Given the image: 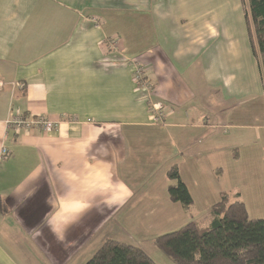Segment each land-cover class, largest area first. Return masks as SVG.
Wrapping results in <instances>:
<instances>
[{
    "label": "crops",
    "instance_id": "crops-1",
    "mask_svg": "<svg viewBox=\"0 0 264 264\" xmlns=\"http://www.w3.org/2000/svg\"><path fill=\"white\" fill-rule=\"evenodd\" d=\"M11 113L56 127L14 133ZM263 117L242 0H0V264H84L98 234L134 240L107 233L112 218L143 228L138 246L209 224L221 194L240 200L243 173L226 164ZM174 165L186 211L168 197Z\"/></svg>",
    "mask_w": 264,
    "mask_h": 264
},
{
    "label": "trees",
    "instance_id": "trees-1",
    "mask_svg": "<svg viewBox=\"0 0 264 264\" xmlns=\"http://www.w3.org/2000/svg\"><path fill=\"white\" fill-rule=\"evenodd\" d=\"M249 40L264 87V0H242ZM162 108V107H161ZM175 183L168 197L186 211L192 197L174 165L167 172ZM227 194L209 208L208 225L188 221L155 237L154 243L173 264H264V218H250L242 200ZM0 199V212L6 211ZM84 264H157L141 247L105 239Z\"/></svg>",
    "mask_w": 264,
    "mask_h": 264
},
{
    "label": "rangeland",
    "instance_id": "rangeland-1",
    "mask_svg": "<svg viewBox=\"0 0 264 264\" xmlns=\"http://www.w3.org/2000/svg\"><path fill=\"white\" fill-rule=\"evenodd\" d=\"M263 121H264V117H263ZM205 130H210V129L206 127ZM222 130L223 129L221 128L219 132L222 133ZM243 146L244 147H242L241 150H238V155L240 158L238 161H236L235 167H231L229 164H226V166L230 170L232 169L235 170L234 168H237L236 171L243 173V176L238 177L237 183H239L240 190L243 192L240 200L245 202L250 217L264 218V122L262 126L260 124L259 127L252 129V139L250 143L245 144ZM226 161L232 162V159L228 157L226 158ZM224 162L225 160L221 159V163ZM210 164H214L213 161H210ZM225 172L226 171L223 170V174H225ZM243 185L245 186V189H243ZM233 197L234 196L232 195L230 196L231 199ZM204 199H205V195L201 196L200 199L197 198V200H200L201 202H203ZM117 221L118 220H116V218H112L107 221L105 225V227L107 226V233L111 229L117 230V226L121 225L120 227L121 230L123 228L122 231H124V233L128 238H132V236L130 235L131 233L136 235L134 236L133 241L129 239H125L123 241H131L129 243L132 244L134 243V241L135 243L140 241L142 236H145L142 233L143 228L137 226H129L127 223H123V222L117 224ZM192 221L195 220L193 219ZM207 221H210L208 216H204L202 217L201 220H199V222L203 223L204 225H208L206 224ZM113 222L116 223L113 224ZM105 235L106 233L102 234L99 237L98 234L95 243L101 244V239ZM148 236L153 237L154 235L150 234ZM138 244L139 247L145 250L157 264H173V261L168 256H166L162 250L157 248V246L152 240H146V241L144 240L142 243L140 242ZM95 249L97 250L98 248H93L91 250L92 253L96 251ZM92 253L91 255H93Z\"/></svg>",
    "mask_w": 264,
    "mask_h": 264
},
{
    "label": "built area",
    "instance_id": "built-area-1",
    "mask_svg": "<svg viewBox=\"0 0 264 264\" xmlns=\"http://www.w3.org/2000/svg\"><path fill=\"white\" fill-rule=\"evenodd\" d=\"M133 78L137 83V86L149 89L150 85L145 78V67L139 63H134ZM161 106L153 105L151 108V122L159 123L162 122L164 112L161 110ZM6 126L9 130H13L14 133L19 131H29L34 128H39L44 133L52 132L56 123L43 116H29L22 114L11 113L7 120ZM8 149L6 147L0 148V163L8 156Z\"/></svg>",
    "mask_w": 264,
    "mask_h": 264
}]
</instances>
